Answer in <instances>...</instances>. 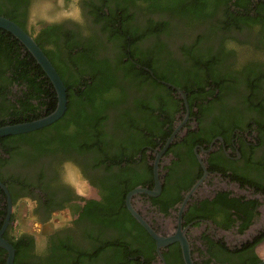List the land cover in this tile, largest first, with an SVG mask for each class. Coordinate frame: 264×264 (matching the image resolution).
<instances>
[{
    "label": "flooded vegetation",
    "instance_id": "obj_1",
    "mask_svg": "<svg viewBox=\"0 0 264 264\" xmlns=\"http://www.w3.org/2000/svg\"><path fill=\"white\" fill-rule=\"evenodd\" d=\"M38 1L27 0L25 17L20 19L24 31L39 39L40 48L52 57L62 79L84 80L92 69L108 76L112 83L108 97L120 109L113 104L105 108L103 138L109 142L120 135V129L113 131L119 114L134 125L130 138H135L124 156H112L106 144V163L92 166L89 161L97 160L98 155L77 154L57 141L45 142L49 137L56 139V131L51 129L43 135L38 129L22 133L29 140L16 135L0 137V183L5 188L0 186V236L18 242L12 264H118L112 258V247H99L119 237L131 240L127 245L138 251L135 263L127 264H184L178 240L157 248L147 231L144 238L126 221L121 227L105 224L104 207L111 204L115 189L122 191L118 180L123 162L111 163L112 157L135 160L131 171L142 174L145 167L151 170L150 180L125 192L121 203L125 209L130 190L153 187L156 160L159 191L133 194L129 202L157 235L177 237L182 233L193 264H245L252 255L263 261L255 250L264 241V16L260 23L243 20L257 14L254 7L259 0H238L243 9L233 8L235 0H202L199 6L181 0L171 5L158 3L156 10L126 3L124 7L132 15L127 26L136 29V34L144 28L152 33L125 45L124 50L117 40L108 38L116 23L106 8L113 10L114 0H73V13L43 22L32 20ZM194 7L200 11L199 17L192 13ZM95 8L105 11L106 17L96 21L90 13ZM156 28L159 30L152 31ZM48 29L55 33L51 36L54 42L44 37ZM122 52L124 56L118 59ZM127 62L169 88L162 92L144 81L139 90L129 86L124 71ZM6 64L0 58L1 70ZM45 78L48 86L50 81ZM39 90L36 83L28 87L20 77L0 74V119L9 122L15 112L23 113L19 117L24 119L45 115L49 99L42 101ZM150 91L165 94L155 98ZM135 100L153 110L135 108ZM157 103L164 109L157 110ZM137 126L151 127V137L136 131ZM74 172L84 180L85 192L69 180L68 174ZM114 177L119 178L116 183ZM222 193H227L225 199ZM239 197L257 201L255 214L242 232L237 227L250 207L241 202L229 207L224 202ZM21 204L27 206L23 218L38 224L36 233L14 229ZM91 208L90 212L100 213L97 219L88 216ZM260 236V241L247 246ZM5 255L0 247V264Z\"/></svg>",
    "mask_w": 264,
    "mask_h": 264
},
{
    "label": "trees",
    "instance_id": "obj_2",
    "mask_svg": "<svg viewBox=\"0 0 264 264\" xmlns=\"http://www.w3.org/2000/svg\"><path fill=\"white\" fill-rule=\"evenodd\" d=\"M57 0H39L38 4L39 6H48L53 5V2ZM104 1V0H102ZM175 1H181V0H175ZM202 0H192V4L199 6L200 2ZM64 5H69L71 4V0H63ZM115 2V8L112 10L110 8H106V13L109 17H114L112 30H109L108 26H103V30H109L110 34H108L109 39H114L117 40V45L121 50H124L123 48L125 45H131L134 41H137L141 39V37L152 33L144 28L142 31H140L138 34L135 33L136 29L130 28L127 26V24L130 25V20L131 16L129 13H127V9L124 7L126 3H141V5L146 8L147 10H152V9H159V0H114ZM242 3L238 2V0H235L233 2V8L238 9L241 8L243 9L244 7L240 6ZM25 6H27V0H0V15L3 17H6L13 22H15L19 27L23 29V24L20 22V19L22 17H25ZM101 8V7H100ZM98 8V10L95 8V10H90V13L94 15V19L97 21L98 19L102 17H106L105 11L101 10ZM255 11L254 13H257L254 16H248L247 18L243 19L244 22L246 23H260V19L264 16V3L259 0V4H257L256 7H254ZM117 10V12H116ZM244 10H247L244 9ZM53 10L49 7V12H52ZM239 11V10H238ZM249 11V10H248ZM262 11L263 14L259 13ZM192 13L195 14L196 16H200L201 13L200 11L194 7L192 10ZM151 21V19H149ZM45 20L39 21L43 22ZM147 25V22H145ZM112 24V25H113ZM133 25V23H132ZM161 25V24H160ZM126 26L128 29H126ZM164 25H161V30H165ZM56 28V27H53ZM24 30V29H23ZM159 28L153 29L152 31H158ZM44 37L51 39L52 42H54L55 38H52L51 36H55V33L51 29L49 31L46 30L43 32ZM0 39L3 40L0 42V58H4L6 66L3 70L0 69V74H3V72H8L14 76V78H22L25 80V84L28 87H34V84L36 83L37 85H40V92L42 95V101L44 99H49L47 104L48 110L46 111V114L50 112L52 109L55 107V96H54V91L51 86V84L48 82V86H45V81L42 79H46L44 76V72L40 68V66L35 62L33 57L30 55V53L24 48V46L19 43V41L14 38L9 32H6L5 30L0 28ZM35 43L40 47L39 39L35 38L33 39ZM67 44L64 46L66 47ZM19 48H22L19 49ZM69 48V47H68ZM41 49V48H40ZM42 50V49H41ZM42 52L45 54V56L48 58L54 69L56 70L59 78L61 79L64 87H65V92H66V107L63 112V114L55 121L50 123L49 125L42 127L38 130L42 132V135L45 133L47 129H51L56 131V135L54 138H48V141L45 142H59L60 145L63 147H68L70 146L73 153L81 154L85 152H91L94 155H98L99 158L97 160H90L89 165L92 164V166H97L100 163H106L107 157H104L103 155L106 152L104 150L105 145L107 144L111 151L112 156L119 157V155H127L125 150H129L131 146L134 145L133 139L135 138H130L131 136V127L134 125L126 120L125 116L122 114H119L116 118L115 126L113 127V131L115 133L116 128L120 129V135L111 138L109 142H107L103 138V130H102V125L103 121L106 119V116L104 114V110L106 107H108L109 104H113V108L115 109H120L117 106V103L114 104V99L113 97H108V92L111 90V79H109L108 76H102V74L95 69L90 70V72H87L86 78L84 80H80L79 77H75L72 80H64L62 79V74L56 67L52 57L46 52ZM124 56V52H122L121 55L118 56V59H121V57ZM133 56V55H132ZM125 76L128 78L127 83L129 86H132L136 90H139L142 81L145 82V84L149 85L152 89L154 88H159L164 92L166 89L169 87L161 82H158L156 79H152L149 75L145 76L142 73V70H134L133 65L130 64V62L126 63L125 66ZM42 76L44 78H40L39 76ZM129 75V77L127 76ZM160 78H163L165 82H170L171 81L165 77L158 76ZM38 78V81L36 79ZM40 78V79H39ZM162 79V80H163ZM161 80V79H160ZM185 87V86H184ZM217 87L215 84L213 88ZM181 89L183 87L181 86ZM189 89V88H188ZM190 90V89H189ZM152 93V96L155 98L163 97L157 95L156 93ZM46 101V100H45ZM135 105L134 107L137 109H140L143 112H147L149 110H153L152 108H149L145 105H141L138 101L135 100ZM164 106L157 103V110H163ZM21 115H24L23 113L15 112L12 113V116L14 119H11L9 122L4 120V117L0 119V125H4L7 123H15V122H21V121H26V120H31L38 115H31L27 119H24L23 117H19ZM28 116V114H27ZM69 127L70 131H69ZM138 132L142 133L143 136L150 138L151 137V131L153 130L149 126H144L142 129H139L140 126H137ZM37 132V130H36ZM33 133V132H32ZM16 136H19V139H24L26 138L29 140V137L25 134H15ZM12 135H7L3 137H9ZM111 137V136H110ZM109 137V138H110ZM41 144V143H40ZM39 144V145H40ZM120 146V147H119ZM65 149V148H63ZM104 157V158H103ZM130 157V155L128 156ZM114 157L111 158V163H116L120 164L123 162V166H119L120 169V178L114 177L113 181L118 180V183L122 187V191L118 192L117 189H115V192H113V195L111 196V204L108 206H105L103 214L105 215L104 220L105 224L107 225H113L116 227H121L126 221L127 225L129 227H134L137 230V233H142L144 238L147 236V233L145 230L139 226L135 220L130 216V214L126 211L124 207V203H122V198L125 195V192L130 189L132 186H134L137 183H141L142 181H147L150 180L151 178V170L150 167H145V170H143L142 174L137 173L136 171H131L130 164L133 163L131 158L125 159H115L112 160ZM129 171L131 173H129ZM249 183V181H248ZM251 186V185H249ZM219 195V193H218ZM227 193H222L221 196L225 199ZM109 200V201H110ZM225 203L229 204L228 206L230 207L232 204L236 205V203L241 202L244 204L245 207L249 206L250 210L248 211V216L246 219H244L237 227L238 232H242L247 225L251 222L255 212L253 213V209L257 205L256 200L248 199L241 201V198H226L224 200ZM93 208L89 209V217L93 219H97L100 216V213L96 215L93 211L90 212ZM164 211V209H162ZM118 211V212H116ZM123 214H120L122 213ZM119 214V215H118ZM123 215V216H121ZM238 218V216H236ZM239 219L241 217L239 216ZM126 226V225H125ZM262 236L257 237L254 239L252 244H248L247 246L252 247L255 243L260 241ZM131 240L128 239H122V238H115L111 241H106L101 243V247L99 248H113L114 249V255H112V258L114 260H117L119 263L118 264H127V263H135L136 259V254L137 250L133 247L128 246L127 244H130ZM9 243L13 246L14 248V257L18 251V242L12 240V237L9 239ZM245 247V246H244ZM97 251V250H96ZM96 253V252H94ZM94 257V256H92ZM5 258V257H4ZM4 258L2 259V263H4ZM248 262L245 264H254L259 261L258 257L255 255H252L251 258H248ZM78 262V261H77ZM137 264V262H136Z\"/></svg>",
    "mask_w": 264,
    "mask_h": 264
},
{
    "label": "water",
    "instance_id": "obj_3",
    "mask_svg": "<svg viewBox=\"0 0 264 264\" xmlns=\"http://www.w3.org/2000/svg\"><path fill=\"white\" fill-rule=\"evenodd\" d=\"M0 28L5 30L6 32H9L30 53V55L33 57L35 62L40 66L46 77L49 79L52 88L54 89L55 97H56L55 107L49 113L31 120L0 125V137H3L7 135H15V134H21V133L33 131L41 127H44L46 125H49L53 121L57 120L65 110L66 93H65V87L61 79L59 78L56 70L54 69L48 58L45 56V54L42 52L40 47L35 43L33 38L27 32H25L12 20L3 17L1 15H0ZM181 96L184 98L183 94H181ZM152 170H153V187L151 189H147L145 187L137 186L132 190H130L125 196L126 209L131 214V216L145 229V231H147V233L154 238L157 248L174 239L178 240L180 244L181 254L184 264H193L189 254L188 242L185 239V237L182 235V233L177 237L175 236L162 237L157 235L151 229V227H149L147 222L140 216V214L131 206L129 202L130 196L133 194L145 193L147 195H155L159 191L160 186L158 180L156 160L154 161ZM0 186L4 188L1 183ZM2 230L3 228L0 229V234ZM0 247L3 248L6 252L4 264H12L13 254H14L13 247L9 242L4 240L1 236H0ZM255 264H264V260L259 261Z\"/></svg>",
    "mask_w": 264,
    "mask_h": 264
},
{
    "label": "rangeland",
    "instance_id": "obj_4",
    "mask_svg": "<svg viewBox=\"0 0 264 264\" xmlns=\"http://www.w3.org/2000/svg\"><path fill=\"white\" fill-rule=\"evenodd\" d=\"M73 0H71L70 3H72ZM175 0H159V3L171 5L173 4ZM63 0H57L53 2V5H49V7L53 10L52 12H49L48 6H39L37 5V10L32 15L33 21H42V20H56L65 16H68L70 13H73V11H70L72 9L69 5H64ZM70 173V172H69ZM69 180L71 181L72 185L76 187V189L80 192H85L87 190L86 184L82 178H79L76 172L73 174H68ZM27 206L20 205V209H18V212L16 216H19L18 223L14 226L15 230L24 231V232H31L36 233L38 229V224L31 221L29 218H23L25 212H26ZM256 253L260 257H264V241H262L260 244L256 246Z\"/></svg>",
    "mask_w": 264,
    "mask_h": 264
}]
</instances>
